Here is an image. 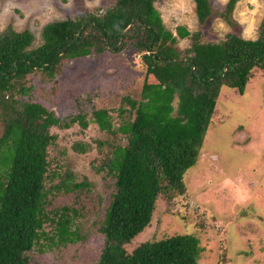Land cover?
Wrapping results in <instances>:
<instances>
[{"label":"trees","instance_id":"obj_1","mask_svg":"<svg viewBox=\"0 0 264 264\" xmlns=\"http://www.w3.org/2000/svg\"><path fill=\"white\" fill-rule=\"evenodd\" d=\"M193 1L204 25L212 14L209 0ZM237 1L228 0L219 13L230 25ZM259 28L255 39L228 32L207 40L184 25L173 33L155 0H115L102 11L48 22L38 45L28 29L8 25L0 30V264H28V251L34 247L44 250L80 239L72 226L83 213L80 208L49 206L61 193L87 189L91 183L87 178L76 181L72 170L59 174L51 168L58 156L50 158L49 149L56 138L52 127L78 124L84 129L89 123L125 138L112 144L96 168L111 180L112 189L98 221L102 246L95 264H198L202 246L192 233L128 246L151 223L160 197L170 200L184 191L183 174L198 158L221 87L241 94L254 68L264 74V8ZM178 37L189 38L186 48L178 47ZM127 44L154 81L144 83L137 98H121L129 118L117 126L111 120L113 108L61 118L31 100L27 74L40 70L52 78L63 58L121 52ZM74 148L84 153L89 144ZM55 177L53 184L45 183ZM45 225L52 226V235Z\"/></svg>","mask_w":264,"mask_h":264},{"label":"rangeland","instance_id":"obj_2","mask_svg":"<svg viewBox=\"0 0 264 264\" xmlns=\"http://www.w3.org/2000/svg\"><path fill=\"white\" fill-rule=\"evenodd\" d=\"M114 1L0 0V30L8 25L14 30L28 29L38 45L41 28L48 22L102 11ZM227 1L209 0L212 14L204 25L198 22L193 0H155V7L173 33L177 25H184L190 32L199 30L207 40H218L228 32L257 38L264 0H238L231 14L234 25L219 16ZM189 41L178 37L177 45L184 49ZM56 67L52 78L44 77L40 70L26 75L25 85H32L31 100L41 102L61 118L79 112L88 117L93 108H113L114 126L129 118L121 98H137L141 86L154 81L130 44L121 52L105 50L63 58ZM51 131L56 138L49 149L50 158L58 157L50 167L59 174L72 170L76 181L87 178L91 186L61 193L49 206L80 208L82 215L72 223L80 239L44 250L34 247L28 251V264H95L102 246L98 221L112 189L111 180L96 168L112 144L120 138L124 143L125 138L111 136L94 123L84 129L73 124L64 129L52 127ZM76 143L89 144V148L81 153L74 148ZM58 178L45 183L53 184ZM183 183L182 193L170 200H157L151 223L134 237L128 249L145 240L192 233L202 246L198 264H264V74L258 69L252 70L241 94L221 87L198 158L183 174ZM44 227L48 236L53 234L51 225Z\"/></svg>","mask_w":264,"mask_h":264}]
</instances>
